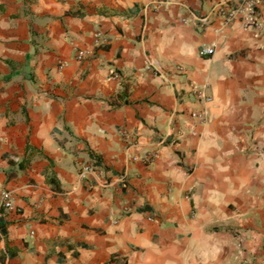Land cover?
<instances>
[{
	"label": "crops",
	"instance_id": "0c3cea01",
	"mask_svg": "<svg viewBox=\"0 0 264 264\" xmlns=\"http://www.w3.org/2000/svg\"><path fill=\"white\" fill-rule=\"evenodd\" d=\"M242 1L0 0V264H264V1L210 14Z\"/></svg>",
	"mask_w": 264,
	"mask_h": 264
},
{
	"label": "built area",
	"instance_id": "2783aa9c",
	"mask_svg": "<svg viewBox=\"0 0 264 264\" xmlns=\"http://www.w3.org/2000/svg\"><path fill=\"white\" fill-rule=\"evenodd\" d=\"M262 0H243L239 6L231 7L225 4H217L210 12L211 15L220 19V23L223 27L230 26L239 17L240 23L243 28L254 30L259 34L262 29V22L258 12L255 10L257 3ZM264 1V0H263ZM213 53L212 47H204L199 51L201 56L211 55ZM85 51L77 50L74 59L77 62H81L85 58ZM64 63H61L59 67H63ZM117 78V75L114 76ZM194 95L197 99L209 101L210 99L205 97L200 90H195ZM191 117L201 122L205 121L204 112H193ZM91 169L88 166L82 168L83 173L90 172ZM0 206L4 209H9L13 206L12 197L9 192H3L0 200Z\"/></svg>",
	"mask_w": 264,
	"mask_h": 264
},
{
	"label": "trees",
	"instance_id": "16d2710c",
	"mask_svg": "<svg viewBox=\"0 0 264 264\" xmlns=\"http://www.w3.org/2000/svg\"><path fill=\"white\" fill-rule=\"evenodd\" d=\"M19 165H20V166H22V164H21V163H20Z\"/></svg>",
	"mask_w": 264,
	"mask_h": 264
}]
</instances>
